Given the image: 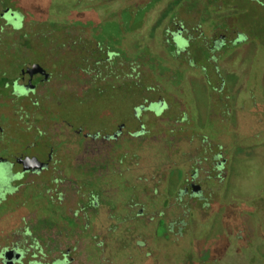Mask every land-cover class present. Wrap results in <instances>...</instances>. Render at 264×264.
<instances>
[{"label":"flooded vegetation","instance_id":"obj_1","mask_svg":"<svg viewBox=\"0 0 264 264\" xmlns=\"http://www.w3.org/2000/svg\"><path fill=\"white\" fill-rule=\"evenodd\" d=\"M0 264H264V0H0Z\"/></svg>","mask_w":264,"mask_h":264},{"label":"rangeland","instance_id":"obj_2","mask_svg":"<svg viewBox=\"0 0 264 264\" xmlns=\"http://www.w3.org/2000/svg\"><path fill=\"white\" fill-rule=\"evenodd\" d=\"M99 109L102 111V110L105 109V106L104 105H101V106H99ZM84 113L86 114V112H84Z\"/></svg>","mask_w":264,"mask_h":264}]
</instances>
